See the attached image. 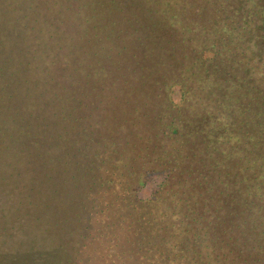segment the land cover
I'll return each instance as SVG.
<instances>
[{"label": "trees", "instance_id": "obj_1", "mask_svg": "<svg viewBox=\"0 0 264 264\" xmlns=\"http://www.w3.org/2000/svg\"><path fill=\"white\" fill-rule=\"evenodd\" d=\"M26 1L0 36V99L7 86L87 102L97 90L124 115L128 143L142 140L128 157L138 168L117 164L116 187L99 198L127 264H264V0H30L25 14ZM79 76L90 78L75 86ZM4 106L0 174L28 155L52 158L57 140L46 145L38 121L26 129L41 104Z\"/></svg>", "mask_w": 264, "mask_h": 264}, {"label": "rangeland", "instance_id": "obj_2", "mask_svg": "<svg viewBox=\"0 0 264 264\" xmlns=\"http://www.w3.org/2000/svg\"><path fill=\"white\" fill-rule=\"evenodd\" d=\"M17 2L0 0V36L6 34L14 24L10 18L16 14L13 6ZM29 4L30 0H27L21 13H31ZM22 21L20 17L19 23ZM36 31L33 30L34 35ZM38 41L44 42L45 37H40ZM22 44L25 46L26 42ZM31 51L29 49L27 53ZM16 53L13 50V54ZM38 63L46 67L41 58ZM102 65L95 61V78L102 76V73L95 72V68ZM23 75L25 78L31 77L26 72ZM89 78L79 76L75 86L85 85ZM3 90L6 92L5 102L0 99V103L5 105L6 112L21 104L22 99L34 101L46 109H37L40 116L33 123V116H30L26 129H32L38 121L34 128L41 131L44 143L47 145L49 141L57 140L55 144L58 147L52 145L54 150L57 149L52 158L51 155H43L39 161L28 155L24 161L22 159L5 166L6 169L0 174V264H73L71 256L77 264H127L123 246L119 245L122 239H116L110 233L112 229L108 227L105 217L108 214V209H105L107 203L99 196L100 193L104 194L105 189L111 186L112 189L113 185L116 187L110 179L116 178L113 174L117 164H120L118 174L125 169L138 168V161L128 157L134 148H140L142 140H137L135 147L133 143H128L122 131L124 115L112 110L113 104L100 102L102 91L94 90L95 98H90L93 102H87L89 100L82 91L70 92L69 96L62 92L65 94L63 97L52 91L41 92L26 86L17 91L11 90L10 86ZM22 91L23 94H18ZM74 95L77 97L73 98ZM51 96L57 98L59 103L53 102ZM174 98L179 101L178 90ZM3 116L0 115L1 121ZM67 116L76 120L78 117L79 120L70 123L65 120ZM6 123L11 125L14 121L8 119ZM130 129L131 126H127L128 133ZM24 137L30 139L32 134ZM116 159L120 160L119 163ZM126 159L131 160L125 167ZM36 174L41 184L32 187L29 179ZM87 178L91 181L87 182ZM155 178L160 177L153 176L152 180ZM101 181H105V184L102 185ZM153 188L154 185L150 183L140 193L149 194ZM29 192L30 195H27Z\"/></svg>", "mask_w": 264, "mask_h": 264}]
</instances>
